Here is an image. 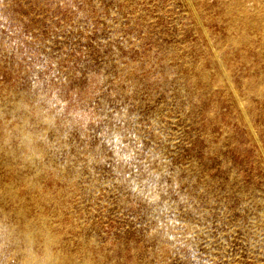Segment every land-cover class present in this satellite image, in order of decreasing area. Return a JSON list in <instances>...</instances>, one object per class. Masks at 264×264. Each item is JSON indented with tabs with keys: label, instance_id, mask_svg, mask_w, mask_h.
I'll use <instances>...</instances> for the list:
<instances>
[{
	"label": "rangeland",
	"instance_id": "obj_1",
	"mask_svg": "<svg viewBox=\"0 0 264 264\" xmlns=\"http://www.w3.org/2000/svg\"><path fill=\"white\" fill-rule=\"evenodd\" d=\"M263 17L0 0V264H264Z\"/></svg>",
	"mask_w": 264,
	"mask_h": 264
},
{
	"label": "bare ground",
	"instance_id": "obj_2",
	"mask_svg": "<svg viewBox=\"0 0 264 264\" xmlns=\"http://www.w3.org/2000/svg\"><path fill=\"white\" fill-rule=\"evenodd\" d=\"M247 19H248V17H246ZM263 20H264V17H263ZM235 43H237V41H235ZM223 69V68H222ZM225 72V71H224ZM21 135H22V138H23V141H24V143H26L27 144V142H28V140L30 139V136H29V134L27 133V131H25V130H21ZM6 154L7 155H9V156H11V155H13V151H12V149L11 148H7V150H6ZM5 228H7V226H5ZM30 234V233H29ZM26 236H28V235H26ZM28 238V237H27ZM31 238V237H30ZM33 239V238H32Z\"/></svg>",
	"mask_w": 264,
	"mask_h": 264
}]
</instances>
